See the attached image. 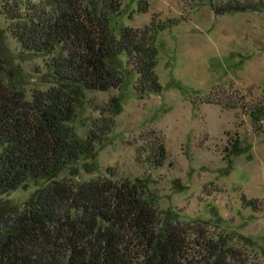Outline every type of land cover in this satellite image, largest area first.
Wrapping results in <instances>:
<instances>
[{
	"label": "trees",
	"instance_id": "obj_1",
	"mask_svg": "<svg viewBox=\"0 0 264 264\" xmlns=\"http://www.w3.org/2000/svg\"><path fill=\"white\" fill-rule=\"evenodd\" d=\"M124 2L7 1L2 6L21 47L50 55L47 66L55 82L29 96L13 69L0 61V194L29 181L45 183L20 210L0 209V264H264V248L251 238L161 210L143 179L73 180L81 170H97L95 162L74 165L94 152L123 111L121 98L110 97L108 115L82 137L71 123L85 92L120 89L133 74L140 98L163 88L156 73L157 34L173 21L153 19L142 28L116 30L112 23ZM148 10V2L140 0L136 11ZM123 56L130 69L123 67ZM249 116L262 132L264 105ZM232 146L231 154L241 153L238 142ZM153 156L156 166L165 163L163 142ZM66 169L71 178L59 179ZM244 201L258 208L256 200Z\"/></svg>",
	"mask_w": 264,
	"mask_h": 264
},
{
	"label": "rangeland",
	"instance_id": "obj_2",
	"mask_svg": "<svg viewBox=\"0 0 264 264\" xmlns=\"http://www.w3.org/2000/svg\"><path fill=\"white\" fill-rule=\"evenodd\" d=\"M7 1L39 0H0V61L31 96L54 85L50 55L27 51L11 36L10 21L2 13ZM139 1L125 0L112 25L118 30L142 28L153 19L173 21L157 34L162 91L140 98L137 74L120 89L86 91L71 123L80 136L108 115L110 97L121 98L123 111L94 152L74 165L95 162L97 170H81L73 180L143 179L161 210H172L184 221L207 220L264 248V120L263 131L257 132L249 116L264 105V0H146V13L136 11ZM208 98L214 103L205 102ZM231 103L240 107L230 108ZM161 142L167 159L158 167L153 149ZM236 142L241 153L234 155ZM58 178H71L70 169ZM44 184L29 181L0 194V209L20 210ZM244 198L256 200L258 208L246 205Z\"/></svg>",
	"mask_w": 264,
	"mask_h": 264
}]
</instances>
